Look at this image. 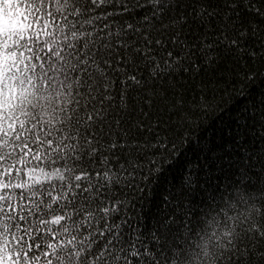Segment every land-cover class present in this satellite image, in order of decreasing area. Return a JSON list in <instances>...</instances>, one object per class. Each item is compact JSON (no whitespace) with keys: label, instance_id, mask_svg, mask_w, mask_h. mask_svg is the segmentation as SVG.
<instances>
[{"label":"snow or ice","instance_id":"1","mask_svg":"<svg viewBox=\"0 0 264 264\" xmlns=\"http://www.w3.org/2000/svg\"><path fill=\"white\" fill-rule=\"evenodd\" d=\"M0 264H264V0H0Z\"/></svg>","mask_w":264,"mask_h":264},{"label":"trees","instance_id":"2","mask_svg":"<svg viewBox=\"0 0 264 264\" xmlns=\"http://www.w3.org/2000/svg\"><path fill=\"white\" fill-rule=\"evenodd\" d=\"M225 125L231 126L227 116L222 115L218 119L213 120L207 129H201L200 131L202 134L204 131H207V135L213 139H217V143H219L218 137L220 136L221 130ZM189 158H192L191 153H189Z\"/></svg>","mask_w":264,"mask_h":264}]
</instances>
